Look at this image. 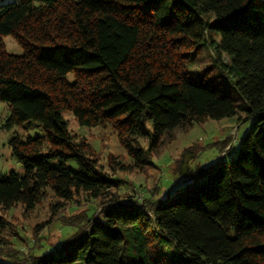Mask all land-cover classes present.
Wrapping results in <instances>:
<instances>
[{
	"label": "trees",
	"instance_id": "obj_1",
	"mask_svg": "<svg viewBox=\"0 0 264 264\" xmlns=\"http://www.w3.org/2000/svg\"><path fill=\"white\" fill-rule=\"evenodd\" d=\"M5 35L22 54L6 51ZM205 45L227 57L216 62L229 89L192 68ZM0 101L8 126L44 130L9 139L23 173L0 175V209L30 210L46 189L64 201L112 196L118 180L68 130L63 111L79 125L116 131L133 162L111 157L112 171L143 170L152 150L192 123L239 112L251 119L232 157L205 167L182 159L176 179L184 184L172 195L160 197V188L145 209L111 197L83 235L31 264H264V0L0 3ZM5 224L0 214V232Z\"/></svg>",
	"mask_w": 264,
	"mask_h": 264
},
{
	"label": "rangeland",
	"instance_id": "obj_2",
	"mask_svg": "<svg viewBox=\"0 0 264 264\" xmlns=\"http://www.w3.org/2000/svg\"><path fill=\"white\" fill-rule=\"evenodd\" d=\"M18 1L0 0V3ZM3 42L7 52L22 54L21 45L12 35L3 36ZM218 58L224 62L228 60L224 54L218 56L210 45H205L195 54L192 68L205 70L208 78H213L229 89L227 75L219 70L216 62ZM230 91L240 103L241 98L235 89L230 88ZM8 116L6 103L0 101V175H6L10 171L22 174V164L11 154L9 139L15 134L22 138L28 135H43L44 130L37 122L8 126L6 124ZM62 116L66 120L68 130L76 138L85 140L92 147L99 164L118 180L110 189L111 197L128 204L133 202L127 207L142 209L148 208V205L143 207L144 203L151 204L150 197L154 198L160 188L159 196L164 197L167 194L172 195L184 184L181 179H176L179 170L185 166L182 159L186 160L189 167H205L232 157L236 153L240 138L251 124V119H246L242 112L232 117L192 123L186 128L174 130V138L171 141L165 139L157 149L152 150L143 170L131 168L125 171H112L108 167L111 157L126 166H131L133 162L118 139L116 131L109 124L90 127L79 125L70 111H63ZM138 143L144 148L147 147V140L143 137L138 138ZM185 150L187 154L182 158ZM66 164L74 166L73 161ZM111 197L94 199L81 192L72 200L64 201L46 189L45 196L30 210H25L20 203L8 209H0V214L6 220L5 227L0 232V262L31 264L35 255L60 252L66 246L65 241L87 231L86 222L89 216L102 218V208L105 206L103 204L108 203ZM58 200L61 204L53 207ZM117 201L114 200L112 205H117ZM161 251L159 255L165 257V250Z\"/></svg>",
	"mask_w": 264,
	"mask_h": 264
}]
</instances>
